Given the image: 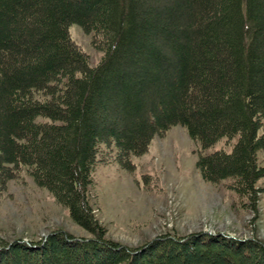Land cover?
Returning a JSON list of instances; mask_svg holds the SVG:
<instances>
[{
    "label": "trees",
    "instance_id": "trees-1",
    "mask_svg": "<svg viewBox=\"0 0 264 264\" xmlns=\"http://www.w3.org/2000/svg\"><path fill=\"white\" fill-rule=\"evenodd\" d=\"M74 24L94 34L97 66ZM176 126L200 148L202 179L233 181L256 211L264 0H0V196L25 170L90 235L0 238V264H264L256 238L164 235L135 248L107 238L88 194L102 146L115 153L101 161L132 171ZM221 141L231 150L208 152Z\"/></svg>",
    "mask_w": 264,
    "mask_h": 264
},
{
    "label": "rangeland",
    "instance_id": "rangeland-1",
    "mask_svg": "<svg viewBox=\"0 0 264 264\" xmlns=\"http://www.w3.org/2000/svg\"><path fill=\"white\" fill-rule=\"evenodd\" d=\"M70 35L90 65L97 66L104 53L94 34L74 24ZM232 145L221 141L208 152L219 148L230 151ZM109 151L115 153L102 146L88 191L108 239L132 248L164 235H224L264 242V180L259 183L263 192L256 211L249 200L232 190L233 181H204L196 167L200 148L184 127L156 136L145 154L132 157V171L110 162V156L101 161ZM258 162L264 167V150L259 151ZM56 231L90 237L50 192L38 187L23 170L0 196V238L33 243Z\"/></svg>",
    "mask_w": 264,
    "mask_h": 264
}]
</instances>
